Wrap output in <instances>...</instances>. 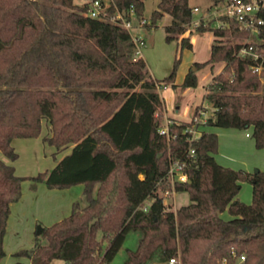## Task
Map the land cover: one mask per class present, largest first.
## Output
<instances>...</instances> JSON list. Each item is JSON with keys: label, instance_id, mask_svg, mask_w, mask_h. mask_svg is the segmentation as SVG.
Instances as JSON below:
<instances>
[{"label": "trees", "instance_id": "trees-1", "mask_svg": "<svg viewBox=\"0 0 264 264\" xmlns=\"http://www.w3.org/2000/svg\"><path fill=\"white\" fill-rule=\"evenodd\" d=\"M111 1L120 9L132 4L143 16L144 0ZM259 3L263 23L255 34L230 16L224 19L227 26L194 24L214 38L209 57L195 61L181 85L194 87L197 69L223 62L204 95L212 113L202 125L252 127L254 147L264 149V0ZM164 13L171 16L165 40L179 39L192 20L188 0H158L146 27ZM248 35L258 41L230 40ZM179 41L182 48L191 47L189 36ZM243 46H252L256 56L240 54ZM178 60L168 76L157 80L144 58L134 54L128 31L90 17L87 4L0 0V153L15 161L13 140L39 137L42 121L49 126L43 142L55 153L70 147L50 170L34 177L18 176L0 160V256L10 205L30 179L48 189L83 185L85 205L79 209L75 203L69 215L35 232L31 248L14 253L29 264L54 259L106 264L129 232L139 238L135 249L126 250L123 264H147L155 257L157 264L170 259L174 264H222L223 259L232 264V251L245 255L244 264H264V171L249 174L219 164L218 135L202 130L190 141V122L170 119L168 137L158 132L157 112L163 107L158 91L174 86ZM171 160L185 164L188 180L176 182L174 190L186 192L188 203L169 216L159 194L170 188ZM243 180L251 184L248 204L237 199ZM224 211L229 219L221 217Z\"/></svg>", "mask_w": 264, "mask_h": 264}, {"label": "rangeland", "instance_id": "rangeland-1", "mask_svg": "<svg viewBox=\"0 0 264 264\" xmlns=\"http://www.w3.org/2000/svg\"><path fill=\"white\" fill-rule=\"evenodd\" d=\"M74 1L80 4L78 0ZM226 1L227 0H188V4L191 7L197 6V10L192 13V20L188 25L189 29L182 35H179V39L181 36H189L191 47L182 48L179 39H173L171 41L165 40L164 26L170 23L171 16L168 13H164L152 27L149 28L145 26L139 29V33L143 36L145 41V44L141 47V53L146 61L149 73L157 80H162L168 76L172 71L175 59L179 58L175 70L174 86L169 83L159 90L160 97L164 100L168 113H174L176 115L178 114V116L189 118L186 122H191L195 116L199 117L195 123L191 122L193 127L190 129L197 132L196 136H198L199 132L202 130L211 131L218 135L219 150L215 155L217 162L223 166L241 169L251 174L255 172V170L264 171V149H256L251 137L245 136L244 130L238 131L236 129L205 127L202 125L212 113V108L205 101L204 95L207 92L208 85L213 76L221 71L223 62H217L212 69H210V66L197 69L195 72L197 84L194 87H183L181 85L185 74L189 69H193L194 62H203L209 57L210 44L214 38L210 30L201 32L196 31L194 29V22L201 20L205 25L216 26L225 24L227 26L228 22L224 20L228 17L225 10ZM157 2L158 0H144L143 17L150 20L151 12L157 8ZM230 40L231 42L235 40L243 44L258 41L254 35H248L243 39L230 37ZM175 107H178V113H175ZM157 113L160 115V126H162L165 122L163 107L160 108ZM48 135L49 126L46 121H42L41 137L43 138ZM43 143V145L40 143L39 138L15 139L12 145L15 152L18 154V158L15 161H10L1 154L0 157L3 158L6 163L14 167L16 175L34 177L38 173L50 170L55 165L53 155L61 156L66 151L61 150L55 153L56 150L53 146H49L45 142ZM38 184L43 183H34L30 179H26L21 184V192L27 194L31 192V190H35ZM43 186L45 187L44 189H48L44 184ZM73 187L77 186L74 185ZM36 195H38V197L32 202L31 208L28 207V209L23 212V223L19 224L22 220L19 219L20 221L17 220L13 225L11 223V227L7 229V232L5 229L2 238L1 248L3 255L0 256V264H18L15 263L14 257L17 256H14V253L33 246L36 240L35 232L37 226L48 227L47 222H50L49 220L52 214H50L49 217L45 214L51 212L48 203L52 200L46 197L44 192L38 191ZM237 199L246 204L251 202V184L248 180L240 182V190L237 194ZM76 202L79 209L85 205L82 196L80 198L77 197L75 203ZM185 203H188L187 193H175L172 200H167V215H175L176 209ZM147 204L148 202L145 203V206ZM42 206L45 210H42ZM32 213L39 214L43 217L33 224ZM221 217L223 219H229L230 215L224 211L221 213ZM27 223H31L32 229H27ZM98 237H100V234H98ZM138 238V232H129L115 257L106 264H123L126 250L135 249ZM38 240L42 243L45 241L41 236L38 237ZM19 258L24 259L25 257ZM55 261H61L63 263L62 260ZM51 264H58V262H53ZM147 264H157V257L153 258Z\"/></svg>", "mask_w": 264, "mask_h": 264}, {"label": "built area", "instance_id": "built-area-1", "mask_svg": "<svg viewBox=\"0 0 264 264\" xmlns=\"http://www.w3.org/2000/svg\"><path fill=\"white\" fill-rule=\"evenodd\" d=\"M79 5L87 4V14L90 17L98 18L101 20H109L114 22L121 27L125 28L130 34L131 40L134 44V54L138 56L141 52V47L145 44L143 36L139 33L140 28H144L146 24L149 23V19L143 16L138 17L136 15L134 6L131 4L126 9H120L111 0H78ZM78 2V3H79ZM260 0H227L225 4L226 14L234 18L240 27L249 29L251 33H257L259 25L263 23L262 18L257 16V11L260 6ZM111 9V10H110ZM197 10V6L192 7V13ZM197 21L194 22L196 24ZM252 46L241 47L239 49L240 54L250 53L256 56L255 53L251 51ZM202 114V112H201ZM196 117V116H195ZM192 119V123L199 118ZM190 122V123H191ZM170 120H166L164 125L158 128V132L161 135L168 137V124ZM191 123V127L193 124ZM190 127V128H191ZM196 128V127H195ZM252 127L244 129L245 136H251ZM188 132L191 134L190 141L194 140L196 137V131L189 129ZM193 149L188 150L190 156L193 155ZM166 178L170 188L160 190V196L162 198L163 204L168 208L167 200L173 199L176 191L174 190V184L176 182H186L188 180L187 173L185 171V164L178 160H171L166 173ZM145 209V208H144ZM234 261L232 264H244L245 255H237L232 251ZM175 259H170L168 264H174ZM222 264H229L226 259L222 260Z\"/></svg>", "mask_w": 264, "mask_h": 264}, {"label": "crops", "instance_id": "crops-1", "mask_svg": "<svg viewBox=\"0 0 264 264\" xmlns=\"http://www.w3.org/2000/svg\"><path fill=\"white\" fill-rule=\"evenodd\" d=\"M139 56H141L143 58V55L141 52H140ZM175 113H178V107H175ZM163 117H164L165 121L170 120V119H172V120L174 119L177 121H187L189 119L187 117L178 116V114L176 115L174 113H168L166 106L164 104V100H163ZM238 131H241V130H238ZM37 138H39L40 143L43 145L44 143L42 142L41 135ZM31 139H34V138H31ZM67 149H65L66 150L65 153H63L61 156H58V155L55 156L54 155V157H53L54 163H55V160L60 159L63 155L67 154L70 151V148L68 150ZM218 150H219V146H218ZM0 160H2L3 162L6 163V161L1 157H0ZM6 164H8V163H6ZM9 165H11V164H9ZM76 186L77 187L71 186V187L66 188V189L58 190V189H44L45 187L43 186V184H38L35 187V190H31V192H28L27 194L21 192L20 199L17 202L12 203L10 205V213H9V216L7 219L6 232H7V229H9L11 227V223L13 225V223L17 222V220L22 219L23 212L26 211V209H28V207L31 208L32 202L34 200H36L38 197V195H36L38 193V191L44 192L46 197H48L50 200H52L51 202L48 203V207H50L49 210H51V212L45 214L48 217L50 216V214H52V217L49 220L50 222H47L48 226L52 225L53 223H55L59 220H61L64 217H66L67 215L70 214V212L73 208V205L75 204L76 198L77 197L80 198L81 196L83 197V195H82L83 185L79 184ZM42 190H44V191H42ZM73 190H75V191H73ZM185 204H187V203H185ZM42 210H45V209H43V206H42ZM42 217L39 214L32 213V223L33 224L36 223ZM21 223H23V219L21 220V222L19 224H21ZM26 227H27V229H32L31 223H29V224L27 223ZM14 260H15V263H18V264H29V260L27 258L23 259V258H19V257H14ZM55 260H60V259H54L49 264H51L53 262H58V264H66L63 260H62L63 263L61 261H55Z\"/></svg>", "mask_w": 264, "mask_h": 264}, {"label": "water", "instance_id": "water-1", "mask_svg": "<svg viewBox=\"0 0 264 264\" xmlns=\"http://www.w3.org/2000/svg\"><path fill=\"white\" fill-rule=\"evenodd\" d=\"M257 170H255V172H256ZM41 232V226H37V228H36V233L37 234H39Z\"/></svg>", "mask_w": 264, "mask_h": 264}]
</instances>
